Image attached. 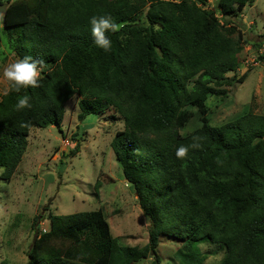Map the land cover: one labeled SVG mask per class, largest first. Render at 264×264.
<instances>
[{
    "label": "trees",
    "instance_id": "obj_1",
    "mask_svg": "<svg viewBox=\"0 0 264 264\" xmlns=\"http://www.w3.org/2000/svg\"><path fill=\"white\" fill-rule=\"evenodd\" d=\"M253 1L0 0V70L4 47L44 62L39 87L0 96L3 177L17 170L33 127L60 126L79 95L81 120L111 109L123 121L111 146L151 224L148 242L129 246L101 208L52 213L29 264H161L165 237L182 242L180 264H202L192 245L205 242L224 250L217 264H264V114L249 105L214 124L208 103L245 80L236 71L246 38L231 17ZM94 15L122 25L108 33L109 52L93 43ZM24 96L31 108L15 110Z\"/></svg>",
    "mask_w": 264,
    "mask_h": 264
},
{
    "label": "rangeland",
    "instance_id": "obj_2",
    "mask_svg": "<svg viewBox=\"0 0 264 264\" xmlns=\"http://www.w3.org/2000/svg\"><path fill=\"white\" fill-rule=\"evenodd\" d=\"M1 19L0 12V29ZM231 21L246 38L236 71L238 78L246 77L234 87L227 86L228 97L208 101L214 124L235 119L249 105L253 112L264 114V0H254ZM4 51L0 96L9 85L3 68L18 59L6 47ZM80 99L75 95L67 102L60 126L33 127L27 150L10 180L3 177L4 167L0 166V264H29L33 240L49 228L52 213L66 215L101 208L113 234L124 245L144 246L149 240L151 224L111 146L116 132L124 127L123 121L112 117L111 109L81 120ZM181 244L173 237L162 238L157 249L161 264H180L176 251ZM192 250L205 256L202 264H217L224 254L222 248L207 242L192 245Z\"/></svg>",
    "mask_w": 264,
    "mask_h": 264
},
{
    "label": "clouds",
    "instance_id": "obj_3",
    "mask_svg": "<svg viewBox=\"0 0 264 264\" xmlns=\"http://www.w3.org/2000/svg\"><path fill=\"white\" fill-rule=\"evenodd\" d=\"M89 23L91 25V36L94 45L97 48L103 49L105 52H109L112 47V41L108 33L119 31L122 25L115 22L111 16L105 15H94L90 18ZM43 63L41 60H35L32 57L25 56L7 64L3 68V77L9 82L5 95H8L9 92L19 93L22 89L39 87L42 78ZM27 108H31L29 97L24 96L18 99L15 104V110L19 111ZM191 147L196 148L199 145L193 144ZM188 152V147L181 146L176 150V156L177 158L183 159L187 157Z\"/></svg>",
    "mask_w": 264,
    "mask_h": 264
},
{
    "label": "water",
    "instance_id": "obj_4",
    "mask_svg": "<svg viewBox=\"0 0 264 264\" xmlns=\"http://www.w3.org/2000/svg\"><path fill=\"white\" fill-rule=\"evenodd\" d=\"M7 3L0 4V12L2 16V20L5 22V15H6Z\"/></svg>",
    "mask_w": 264,
    "mask_h": 264
}]
</instances>
